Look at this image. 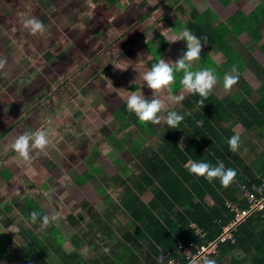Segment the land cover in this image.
I'll return each instance as SVG.
<instances>
[{"label": "trees", "instance_id": "1", "mask_svg": "<svg viewBox=\"0 0 264 264\" xmlns=\"http://www.w3.org/2000/svg\"><path fill=\"white\" fill-rule=\"evenodd\" d=\"M48 1L38 0L43 7L49 5ZM224 1L227 3L229 0ZM16 5L13 2V8ZM262 8L257 7L248 14L239 9L229 18L216 22L218 15L211 7L204 11L192 7L184 24L186 30L198 37L208 36L207 43L201 41L202 45L208 46L201 52L199 61L202 67L192 70L212 68L217 79L223 83L224 74L231 73L234 66L237 68L239 81L233 86L229 100L211 93L203 107L198 103L202 98L189 93L180 102L178 110H167L185 115L181 129H171L164 121L156 126L141 123L134 113L127 110V95L117 102L109 99L102 106L108 115L117 120L119 129L135 125L141 131L134 141L129 134L122 132V137L119 136L121 138L113 145L118 154L126 148L130 151L131 164L136 166L137 172L129 171L127 162L117 156L113 160L117 172L109 175L104 168H96L97 159L106 151L96 149L93 143L82 147L83 154L91 162L75 175L76 183L82 184L96 175L102 180L98 186L100 199L96 208L83 202L89 218L87 226L96 230L95 238L92 233L84 231L83 235L73 233L66 240L49 223L41 229L42 238L27 230L25 243L11 250L5 244L9 235H1L0 257H15L14 264H158V257L163 255V264L168 258L185 264L187 259L178 249L180 243L185 246L192 242L194 252L200 245L214 240L222 227L234 217L235 213L228 203L240 208L250 207L251 197L245 194L246 191L258 197L264 194V150L259 145L264 142V84L258 86L255 97H250L252 89L242 76L246 68L254 69L257 75L264 74V68L249 53L238 51L228 38L230 34L239 36L245 32L253 42L258 43L264 29V5ZM163 40L160 47L165 44ZM261 46L264 49V43ZM5 52L6 46L0 42V55ZM152 52L157 60L158 52ZM211 52L222 53L226 58L217 63L211 58ZM182 77V72L176 73L171 93L180 90ZM140 88H137L138 91H142L148 99L153 98L145 93V88ZM75 115L77 111L70 110L65 121L57 123L63 133L70 126L73 127V134L93 129L91 124L83 125L82 118L78 121ZM198 121H203L202 126H197ZM14 125L12 123L8 127ZM236 133L241 135V145L239 151L233 153L227 141ZM178 134L187 139L185 147L175 142ZM111 136L106 134L101 137ZM150 136H155L157 146L141 153L144 137ZM192 161L212 165L223 161L226 168L236 170L237 176L230 187L224 188L218 179L210 183L190 173L186 165ZM2 174L9 177L8 170ZM38 183L30 184L31 190L23 201L28 208L25 217L32 221L31 213L37 211L40 217L36 222L42 226V216L46 213L39 201L43 199L40 196L45 189L40 188L44 184L39 180ZM148 193L151 196L143 199ZM117 214L125 216L128 221L122 223ZM81 218L82 214L78 213V219ZM196 228L203 234L196 233ZM230 232L233 242L227 239L219 243L218 251L209 255L208 259L215 260L216 264H264V209L253 212ZM65 241L69 244L67 250L62 248ZM85 245L87 248L80 250ZM233 252L238 253L233 255Z\"/></svg>", "mask_w": 264, "mask_h": 264}, {"label": "rangeland", "instance_id": "2", "mask_svg": "<svg viewBox=\"0 0 264 264\" xmlns=\"http://www.w3.org/2000/svg\"><path fill=\"white\" fill-rule=\"evenodd\" d=\"M12 1L16 2L17 5L11 13L12 7L9 4H12ZM71 3L59 5L46 12L43 11V5L37 0H11L4 6H0V12H4L5 8L8 10L6 18L3 19V16L0 15V20L3 19L0 24V35H3L5 28H7L8 33L15 32L16 35L19 34L14 37L15 40L10 41L9 47L14 49V46H22L21 51L24 54H20L21 56L16 55L20 56L18 61L23 59V62L15 65L12 69L9 65L13 64L17 58L12 57L8 52H5L2 56L0 55V111H2V114L5 110H10L15 106L17 108L12 111L14 120L22 121L28 118V115L33 113L39 106L45 103L49 105L50 99H56L57 97L61 99L58 94L42 97L43 93L49 91L52 86L54 87L53 91L60 92L61 89L57 86L61 82L65 80L73 84V79L84 69L88 70L89 73L86 84L81 85L80 88L72 87L71 91H68L69 93L65 92L64 94L69 95V97L64 98L67 100L63 105L52 106L53 110L55 108H57L56 111L62 109L66 113L70 110L77 111V115L74 117L78 121L81 120V110H84L83 105L78 107L69 104L79 101L82 98L80 94L86 92L92 86L94 90L92 99L97 98L101 103H105L109 99L113 102L123 100L126 95L130 94V91L137 89L139 86L141 87L140 90L142 88L146 89V94L153 95V91L147 87L146 82L143 83L142 80L137 79L138 70L141 72L147 71L153 63L162 58L174 62L187 50L186 41L180 40L169 43L162 32L167 35L168 39H172L185 31L184 24L192 7L199 11L211 7L217 12L218 19L216 22H218L229 18L239 9L248 14L257 7L262 8L264 0H229L227 3L224 0H116V2L110 0H72ZM33 17L41 21L46 28L45 33L40 35L39 40H33L34 35L23 24L25 19ZM49 21L51 23L47 26ZM7 24H12V26L7 27ZM262 34L263 36L258 43L253 42L245 32L239 36L230 34L228 38L238 51L249 53L264 68V49L261 46L264 43V29ZM32 40L33 43L30 44ZM146 40L148 43H146ZM162 40L165 44L160 47V41ZM2 43L5 44L3 41ZM29 49L33 50L30 51ZM207 49L208 46L203 45L202 52ZM153 50L158 52L157 60L154 59ZM41 58H44L46 62L40 63ZM211 58L217 63H221L226 57L222 53L211 52ZM115 64L121 69L129 67L126 70H121ZM51 67L54 70V79L43 87H39V82L47 78V72L52 71ZM198 67H202L199 60L193 62L192 68ZM112 69H114L112 73L115 76L113 77L114 80L109 78L104 81L103 79L102 86L108 87V83H110L117 91L116 95L108 98V93L98 92L96 97L97 88L94 86L96 80L106 70ZM62 70L65 71L64 75H60L63 72ZM40 72L44 76L39 75ZM102 76L104 78L108 77L106 73ZM242 76L248 83L249 88L252 89L250 97H255L254 92L258 86L261 83L264 84V74L257 75L254 69L246 68L242 72ZM94 77H96L95 80H93ZM100 90L105 89L100 88ZM233 91H226L223 83L218 79L212 93L219 98L229 100ZM20 92L22 93L20 94ZM188 94L183 86L175 93H169L166 90L160 93L159 97L166 104L165 112L168 109L178 110V107H180V102L173 101L171 97L179 95L186 97ZM17 104L21 107H18ZM165 112L161 115H166ZM59 114L62 115L63 113ZM30 122L32 123V121ZM81 122L84 123L83 125H92L93 129L88 132L90 134L86 135L84 133L87 131H84L83 134H73V127L70 126V129L65 133L59 130L60 137L63 140L60 141L61 139H59V142H56V133L54 139H51V128H45L47 124L44 121H35L31 126H26L24 123L17 132L11 130L7 135L11 136V141H4L6 138L0 141V148L6 146L5 148L9 150L7 153L9 159L12 154L16 153L11 147L12 143L26 131H46L50 141L43 151L35 150L33 152V162L23 161L16 153L15 160H11L9 163L12 166L13 175L5 182L0 181V236L3 234L9 235V239L5 244L10 250L18 244H24V239L29 231L42 238L40 233L43 226H39L37 222L33 223L28 217H25L28 208L23 201V198L31 190L30 184H39L38 180L44 184L40 188L48 191L57 190L53 184L60 180V187H58L62 191L52 199L42 193L40 198L43 199H40L39 204L50 218L59 215L60 218L51 221L50 224L56 227L63 238L69 240L73 233L83 235L84 231L92 233L95 238L96 230L87 226L89 218L85 214L86 208L83 206V202L85 201L96 208L95 205L100 199L98 186L102 184V180L96 175L88 182H83L80 185L76 183L75 175L86 169V164L91 162L83 154L85 151L82 147L93 143V145H96V149L107 150V153L101 156L99 161L109 175L117 172V168L112 162L116 156H120L121 159L127 162L129 171L134 170L137 172L136 166L131 164V156L127 151L117 155L113 149V145L121 138L119 132H126L127 128L119 129L117 120L108 116V111L105 108L98 107L92 115L89 114V117L85 120L82 119ZM153 125L156 126V124ZM54 127L56 132L58 130L57 122H54ZM128 130L133 141L141 131L135 125L128 127ZM71 134L73 135L70 138ZM106 134L113 136L110 138L101 137ZM144 138L140 147L141 153L150 151L158 144L155 136ZM9 142L11 143L8 145ZM176 142L181 147L186 144L183 139L176 138ZM259 145L264 150V142H260ZM49 155L54 164V176L58 179L52 182L51 185L53 175L51 177L40 176L39 179L35 178L39 175V160L42 157L48 158ZM91 159L93 160V158ZM31 165H34V167ZM99 167L100 165L97 164L96 168ZM150 196L151 194L148 193L143 199L147 200ZM99 210L102 212L101 209ZM78 213L82 214L83 220L82 218L78 219ZM117 215L122 223L128 221L125 216ZM7 222L9 224L5 225ZM27 230L29 231L27 232ZM68 246V242L65 241L62 248L67 250ZM86 248L85 245L80 250L84 251ZM186 251L189 252V249H186ZM237 253L233 252V255H237ZM15 260L16 258L11 256L0 257V264H14ZM191 264L198 263L191 261Z\"/></svg>", "mask_w": 264, "mask_h": 264}, {"label": "clouds", "instance_id": "3", "mask_svg": "<svg viewBox=\"0 0 264 264\" xmlns=\"http://www.w3.org/2000/svg\"><path fill=\"white\" fill-rule=\"evenodd\" d=\"M9 1L11 0H0V6H4ZM48 2L49 5L44 7L45 12L49 7L53 9L65 3L70 4L72 0H49ZM6 10L7 8H5L4 12H1L3 19L6 18L7 15L5 13ZM2 20H0V22ZM23 24L32 35H42L46 31L44 24L35 17L25 19ZM13 34H15V32ZM162 35L169 43H175L180 40L186 41L187 50L184 51L181 57L176 61L170 62L162 58L157 63H154L147 71L141 72L135 67V69L139 72L137 79L142 80L143 83L146 82L147 87L153 91V98L148 99L142 91L139 93L136 91H130V94H128L126 97V107L129 112L135 113L139 121L143 124L151 123L159 125L162 121H164L171 129H181L180 125L185 119V115L179 114L177 111H167L166 115H161L166 110V104L164 100L159 97V94L165 90L171 93L172 86L176 82V73L182 72L183 77L180 81L181 85L188 93L198 94L202 98L198 101V103L204 107V101L207 100L209 95L212 93L213 89L218 83V79L215 74V70L212 68H205L195 71L192 70L193 62L201 58L203 47L201 41L203 40L205 43H207V35L198 37L190 30H185L180 35L174 36L172 39H168L167 35L163 32ZM146 43H148L147 40ZM115 66L121 69L116 64ZM127 68L121 70H126ZM238 81V70L234 66L231 70V73L224 74L223 87L226 91L230 92L233 86L238 83ZM171 99L179 103L183 101L184 96H174L171 97ZM187 115H190V113H187ZM202 124L203 121L197 122L198 127L202 126ZM227 142L230 151L237 153L241 145L240 133L232 135ZM49 143L50 141L46 131H26L15 139L11 147L23 161L30 163L33 159L31 154L35 150L43 151L49 145ZM186 167H188L190 173L199 177H203L210 183L218 179L224 188L230 187L237 176L236 170L233 168H226L223 161H217L216 165H212L211 163L204 161H192L186 165ZM38 217H40V213L37 211H33L31 213V220L33 223L37 221ZM59 218V215L52 216L51 218L48 215H43L42 226H47L51 221H56ZM163 260V255L158 257V264H163ZM203 264H216V261L205 257Z\"/></svg>", "mask_w": 264, "mask_h": 264}, {"label": "crops", "instance_id": "4", "mask_svg": "<svg viewBox=\"0 0 264 264\" xmlns=\"http://www.w3.org/2000/svg\"><path fill=\"white\" fill-rule=\"evenodd\" d=\"M51 23V21H49L48 22V24H47V26L49 25ZM0 24H1V22H0ZM9 26H12V24H7V27H9ZM49 28L50 29H52V27H50L49 26ZM5 32L3 33V35H0V42L2 43V41L3 42H5V46H6V53L8 52V54L9 55H12V57H14V58H17L16 59V61L13 63V64H10L9 66H10V69H12L15 65H18V64H22V62H23V59L22 60H20V61H18L19 59L18 58H20V56L21 55H24V54H22L23 52L21 51V47L22 46H14V49H11L10 47H9V43H10V41L12 40H15L14 39V37L15 36H18L19 34H13L12 32H10V33H8L7 32V28H5V30H4ZM9 36H10V38H9ZM39 38H40V34H37V35H34L33 36V40L34 39H36V40H39ZM33 40H32V42L30 43V44H32L33 43ZM11 41V42H12ZM35 43V42H34ZM30 50V49H29ZM31 50H33V49H31ZM30 50V51H31ZM21 54V55H20ZM16 55H20V56H16ZM2 56V55H1ZM47 59H50V58H47ZM51 60V59H50ZM54 61V59L52 60V62ZM44 62H46V60L44 59V58H41L40 59V63H44ZM53 64V63H52ZM80 66H81V64H80ZM33 67V66H32ZM73 69H75V68H73ZM80 69V68H79ZM51 70L52 71H50V72H47V78H45V79H43V80H41L40 82H39V87H43L46 83H48V82H50L51 80H53L54 79V77H55V75H54V70H53V68L51 67ZM102 70V69H101ZM113 70L114 69H112V70H106L103 74H101L100 76H99V78H98V80H96V82H95V85L94 86H96V92H95V94H96V97H97V93L98 92H100V93H105V94H107L108 93V98H110L111 96H114V95H116V93H117V91L114 89V87H113V85H111L110 83H108V87H104V86H102L103 84H102V81H103V79H104V81L105 80H108L109 78H112L113 80H114V78L113 77H115L112 73H113ZM63 71V70H62ZM106 73V76H108L107 78H104L102 75H104ZM38 74V73H37ZM65 74V71H63L62 73H60V75H64ZM39 75H41V76H44V75H42V72H40L39 73ZM79 75V76H78ZM77 75V77L75 78V79H73V84L72 83H69L68 81H63V82H61L57 87H59V89H61V91L60 92H55V91H53V86L51 87V89L49 90V91H47V92H45V93H43L42 95L43 96H52V94H58L59 96H61V99H59L58 97L56 98V99H50L49 100V105H46V103L45 104H43V105H41V106H39L38 108H36L35 110H34V112L33 113H31V114H29L28 115V118H26V119H24V120H18V119H16V120H14V116H13V114H12V111L13 110H15L17 107H13L12 109H10V110H5L4 112H3V114H2V111H0V121H1V124H0V141L3 139V138H6L4 141H6V142H8V141H11L12 140V138H11V136L9 135V136H7L8 135V133L11 131V130H15L16 132H17V130L25 123V125L26 126H31L32 124H33V122H35V121H44L47 125L45 126V128L46 127H50L51 128V131H50V134H51V139H54V137H55V133H56V142H59V139H61L60 141H62L63 140V138L62 137H60V129L58 128V124H57V129L58 130H56V132H55V127H54V122H64L65 121V117H67V113H68V111H67V113L64 111V110H62V109H58V111H56V109L57 108H55L54 110L52 109V106H61V105H63L64 104V102L67 100V99H64L65 97H69V95H67V94H64L65 92H68L72 87L73 88H80V86L81 85H83V84H86V80H87V78L89 79V73H88V70H81V72L79 73ZM22 77H24L23 75H22ZM21 78V77H20ZM96 79V77H94V79L93 80H95ZM92 80V81H93ZM36 81V80H35ZM97 83V84H96ZM115 84H116V81L114 82ZM100 88H104L105 90H100ZM139 89H135V90H133V91H138ZM71 91V90H70ZM93 86L90 88V89H88L86 92H83V93H81L80 95L82 96V98L79 100V101H77V102H72V104L70 103L69 105H76V106H78V107H82V105H83V109L84 110H81L82 111V119H86V118H88L89 117V114L90 115H92L93 114V112H95V110L98 108V107H101V106H104L106 103H107V101L105 102V103H101L100 102V100H97V98H94V99H92V96H93ZM22 92H20V94H21ZM47 93H48V95H47ZM60 93H62V94H60ZM69 93V92H68ZM113 94V95H112ZM66 95V96H65ZM111 100V99H110ZM17 106L18 107H21V105H19V104H17ZM1 107V106H0ZM59 113H63L62 115H60ZM108 116H110V115H108ZM111 117V116H110ZM114 119V118H113ZM30 121H32V123L30 122ZM12 122L15 124L14 126H9L8 127V125L9 124H12ZM27 122V123H26ZM35 125V124H34ZM6 127V128H5ZM32 130H33V128H32ZM119 132V131H118ZM84 133H86V135L87 134H90V133H88V132H84ZM125 133H127V134H129V135H131V133H130V131L128 130V128H127V130H126V132ZM83 134V133H82ZM119 134H120V136L122 137V132H119ZM49 137V136H48ZM133 137H135V136H133ZM183 137V138H182ZM176 138L177 139H183V140H185L186 141V144L184 145V146H182V147H185L186 145H187V139L185 138V136L183 135V134H178V135H176L175 136V138H174V140H175V142H176ZM51 141H53V140H51ZM5 142V143H6ZM55 142V141H54ZM11 142H9L8 143V145L10 144ZM177 143V142H176ZM178 144V143H177ZM53 145V144H52ZM179 145V144H178ZM6 147V146H5ZM5 147H3V148H0V181H3V182H5V181H7V180H9V178H11V176L13 175V171H12V166H11V164L9 165V163L11 162V160H15L14 159V157L16 156V153H14V154H12L11 155V157H10V159L7 157L8 156V151L9 150H7ZM127 149V148H126ZM124 150V151H127L128 152V154L130 155V156H132L131 155V153H130V151L127 149V150ZM104 151H106V153H107V150H104ZM109 152V151H108ZM105 153V154H106ZM104 154V155H105ZM117 155H118V153H116ZM122 154V153H121ZM31 155H33V153L31 154ZM34 157V156H33ZM101 157V156H100ZM100 157L97 159V161H98V163L97 164H99L100 165V167L101 168H103V166L101 165V163H100V161H99V159H100ZM117 157V156H116ZM6 159H8L7 161H6ZM51 159V157H50V155L48 156V158H41L39 161H40V163H39V167H38V174L39 175H37V176H35V178H37V179H39L40 178V176L41 177H44V176H47V177H51L52 175H53V178H52V180H51V182H54L55 180H58L55 176H54V164H53V162H52V160H50ZM114 159H115V157H114ZM113 159V160H114ZM31 162H33L32 160H31ZM113 162V161H112ZM36 164V163H35ZM34 164V165H35ZM114 164V163H113ZM34 165H31L32 167H34ZM115 165V164H114ZM9 171V177L8 178H6V176H4L2 173L4 172V171ZM95 176H93L92 178H94ZM91 178V179H92ZM91 179H89V180H91ZM89 180H86V181H84V182H88ZM50 185H51V183H50ZM56 188H57V190L55 189L54 191H48V190H46L45 189V191H44V195H46V196H48V197H50V198H54L55 196H57L61 191H62V189H60L59 187H60V180H58V182H54V184H53ZM80 185V184H79ZM59 186V187H58Z\"/></svg>", "mask_w": 264, "mask_h": 264}, {"label": "built area", "instance_id": "5", "mask_svg": "<svg viewBox=\"0 0 264 264\" xmlns=\"http://www.w3.org/2000/svg\"><path fill=\"white\" fill-rule=\"evenodd\" d=\"M264 187V185H263ZM245 194L250 196V201L252 204L250 207L240 208L233 203H228V206L231 207L232 211H234V217L229 220L226 226L222 227L221 233L212 241L208 242L207 244L200 245L197 250L194 252L192 251V242H189L185 246L182 243L179 244L178 249L183 251V255H185L187 262L185 264H191V261H195L198 264H202V259L208 257L209 255L216 253L218 251V244L221 242L226 241L227 239H231L233 242L231 230L235 229L241 222H243L249 215H251L256 210H263L264 209V194L260 197L255 196L254 193L246 191ZM196 233L203 234L199 228H196ZM189 249V252L186 251ZM166 264H178L174 258H168L166 260Z\"/></svg>", "mask_w": 264, "mask_h": 264}, {"label": "flooded vegetation", "instance_id": "6", "mask_svg": "<svg viewBox=\"0 0 264 264\" xmlns=\"http://www.w3.org/2000/svg\"><path fill=\"white\" fill-rule=\"evenodd\" d=\"M14 3H15V2H14ZM9 5L12 7V8H11V12H13V11H14V10H13V9H14V8H13V3H12V4H9ZM51 9H52V8L49 7V8L46 9V11L51 10ZM44 10H45V9H44ZM44 10H43V11H44Z\"/></svg>", "mask_w": 264, "mask_h": 264}]
</instances>
